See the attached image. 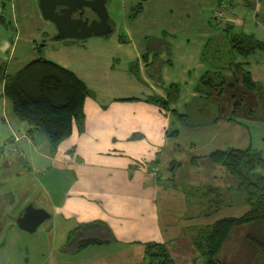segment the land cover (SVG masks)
I'll list each match as a JSON object with an SVG mask.
<instances>
[{
    "label": "crops",
    "instance_id": "obj_1",
    "mask_svg": "<svg viewBox=\"0 0 264 264\" xmlns=\"http://www.w3.org/2000/svg\"><path fill=\"white\" fill-rule=\"evenodd\" d=\"M123 2L125 28L114 39L57 40L54 32L44 33L38 44L21 35L15 0H0V247L26 251L37 242L48 264H161L149 246L169 239L171 225L158 220V200L164 191L167 205L173 195L158 179L162 169L174 171L179 164L166 154L180 135L172 123L190 131L195 149H206L194 163L212 185L213 179L233 180L208 159L212 153L252 148L264 155L258 151L264 145V103L245 87L241 72L214 70L204 59L208 44L224 37L250 36L264 43V0ZM225 5L228 16L219 23L214 15ZM39 58L71 71L92 93L83 120L56 148L16 116L5 94L7 79ZM235 64L264 88V51L248 57L236 53ZM208 73L227 81L221 94L208 97L200 87ZM192 116L194 122L184 124ZM195 196L200 194L176 198L183 203L199 200ZM31 203L51 215L35 237L17 225ZM89 239L102 244L78 252V242ZM135 244L142 245L136 250ZM173 247L179 263L205 264L193 239Z\"/></svg>",
    "mask_w": 264,
    "mask_h": 264
},
{
    "label": "trees",
    "instance_id": "obj_2",
    "mask_svg": "<svg viewBox=\"0 0 264 264\" xmlns=\"http://www.w3.org/2000/svg\"><path fill=\"white\" fill-rule=\"evenodd\" d=\"M56 39L64 40L65 38L58 34ZM256 51H264V43L258 42L253 37L234 36L232 39L224 37L220 41H212L208 44L204 59L214 70L241 72L245 87L256 93L263 103L264 88L254 83L250 74L235 64L236 53L248 57ZM200 87L206 96L211 97L216 93L221 94L228 86L221 74L208 73L203 77ZM172 89H174L172 93L175 94L177 88ZM5 94L12 103L16 116L41 131L53 148L58 147L72 135L74 125L84 118V103L92 95L74 73L44 58L30 62L18 73L10 76L6 82ZM208 159L213 164L224 167L230 176L238 181V186L232 194L233 196L241 194L240 198L249 207V212L242 218L219 221L211 232L199 233L196 245L205 264H225L220 257L235 230L246 226L264 229V188L261 187L264 177L258 172V169H264V157L262 153L248 148L217 151ZM200 191L201 189L196 192L200 193ZM206 191H208L207 195L221 196L212 188L204 189V192ZM222 204L221 200L214 206L211 205V209L208 208L207 212L215 211L218 205L222 206ZM74 238L75 233L70 236L69 241H73ZM255 238L252 234L247 240L260 253H264V247ZM101 244L102 242L94 239L79 241L77 251ZM161 262L167 264L165 254ZM169 264L173 263L169 262Z\"/></svg>",
    "mask_w": 264,
    "mask_h": 264
},
{
    "label": "rangeland",
    "instance_id": "obj_3",
    "mask_svg": "<svg viewBox=\"0 0 264 264\" xmlns=\"http://www.w3.org/2000/svg\"><path fill=\"white\" fill-rule=\"evenodd\" d=\"M107 1V8L110 15V24L114 28V33L110 35V40L115 38V35L119 33V30L121 31L122 29V32H124V23L127 12L124 10L123 0ZM14 6L21 35H26L31 38L33 37L32 40L38 42L39 44L42 42L41 37L44 36V33L57 32L55 26L42 17L39 9V0H15ZM7 12L10 14L9 5L7 6ZM219 13H221V10L217 11V14ZM227 16L228 15L226 14L224 18L225 20L227 19ZM225 20L216 21H218L219 23H223ZM195 109L196 106L194 105L192 106L190 111H194ZM222 113L224 112L222 111ZM193 117L194 116L190 118L187 117L188 120L184 124L189 126L188 123H193ZM213 118L214 117L211 118V121L214 120ZM171 129L177 130L180 135L177 139L174 138L169 143L168 147L166 148V154L168 155V159L172 161L174 160L173 162H178L179 164L176 169H174L173 167L172 170L174 171H170L172 166L168 169L165 168L161 170L160 178L158 180L162 181L164 185H168L166 194L173 195L171 196L173 198H168L169 201L167 200L168 202L166 205V202L164 201V191L160 193V195H163V197L158 200V211L161 213L158 220H160V222L162 220H165L166 223L169 220L168 222L170 223L172 228L170 227V229H166V231L168 232L167 239L169 238L166 243L158 245L157 247H155V245L153 246V248L149 246V250L158 252L161 257V261L163 259V254H165L167 256V264H169V262H172L174 264H181L179 263L181 262L179 260V256L172 250L174 249L173 244L180 245L186 238H191L194 240V243H196L198 241L200 230L203 229L207 230L206 232H211L213 227L219 221L225 219L242 218L249 212V207L246 206L244 204L245 201L243 202V200L240 198V196H242L241 194H238V196H233L232 194L234 193L235 188H237L238 186V181L235 178H233V180H229V182L227 183H224L220 179H213L214 184L212 185V182L211 180H209L207 173H204L202 169H199L198 166L195 165L194 161L196 160H194V157L201 156L204 153L203 151H205L206 149L198 150L200 147H196V149L193 147V137L191 136V134H188L190 131L185 129V126L180 124V122L176 121L172 123ZM241 145L242 144H237L236 146H238L239 148V146ZM187 151L190 153L191 151L193 152L190 154ZM258 151L264 153V145H262L258 149ZM174 164L175 163H173V165ZM206 164L207 162L203 163V168L205 171ZM195 167L197 168L194 170L193 168ZM261 171V174L264 177V169H262ZM3 178L4 177L0 175V182L3 181ZM208 183L209 185L214 186L213 188L212 186H210L208 187V189H214V191H217V193H219L221 196L217 194L213 196L210 194L207 195L208 191L204 192V189H206L205 187L208 185ZM232 187L233 189H231ZM261 187L264 188V183L261 185ZM197 189H201L200 193L195 192ZM195 193L200 194V196H197L199 198V200L197 199V201H194L193 199V201L185 199V202L181 203L176 198L179 194H185L188 197L192 196L194 198ZM221 200L223 203L222 206L218 205L219 207L215 211H210L209 213L207 212L208 208L211 209V205L214 206L215 203H218ZM208 203L210 204L208 205ZM0 206L4 209L3 202L0 203ZM165 211L168 212L167 217ZM234 232L235 233H233L231 238L229 239L226 250L220 257L221 261L225 264H264V253H260L256 249V247L249 243V241L247 240L248 236L250 237L253 234L256 237L255 239L260 242V245L264 247V229H253L250 226H246L243 228H239ZM145 233L148 234L147 226H144L143 229V234ZM25 235H28V237H35L34 234V236L28 233H26ZM171 242L174 243L172 244ZM139 245L142 244H135L136 247H138ZM40 248L41 246H39L37 242L31 244L28 250L22 251L21 249L18 250L19 252L13 250L12 246H10L9 248L0 247V264H48L44 263L45 259L40 258L38 253ZM138 249L139 247L136 248V250ZM10 257H14L15 263L12 262Z\"/></svg>",
    "mask_w": 264,
    "mask_h": 264
},
{
    "label": "water",
    "instance_id": "obj_4",
    "mask_svg": "<svg viewBox=\"0 0 264 264\" xmlns=\"http://www.w3.org/2000/svg\"><path fill=\"white\" fill-rule=\"evenodd\" d=\"M42 17L52 23L58 34L64 38L85 41L91 38H107L114 33L110 24L107 0H39ZM86 11L98 17L90 22L84 20ZM79 13V18H74ZM51 219V215L37 209L33 203L28 205L17 219L20 230L35 234Z\"/></svg>",
    "mask_w": 264,
    "mask_h": 264
},
{
    "label": "built area",
    "instance_id": "obj_5",
    "mask_svg": "<svg viewBox=\"0 0 264 264\" xmlns=\"http://www.w3.org/2000/svg\"><path fill=\"white\" fill-rule=\"evenodd\" d=\"M229 5H225V6H223L222 7V9H221V13H219V14H217V12L215 13V19L216 20H225L224 18H225V16H226V14L228 13V9H229Z\"/></svg>",
    "mask_w": 264,
    "mask_h": 264
},
{
    "label": "flooded vegetation",
    "instance_id": "obj_6",
    "mask_svg": "<svg viewBox=\"0 0 264 264\" xmlns=\"http://www.w3.org/2000/svg\"><path fill=\"white\" fill-rule=\"evenodd\" d=\"M74 18H79V13L76 14V15L74 16ZM87 18L90 20V22H92V21H94V20H98V17H97V16H95V15H91V14H89V12L86 11V14H85V16H84V20L87 19ZM112 27H113V26H112Z\"/></svg>",
    "mask_w": 264,
    "mask_h": 264
}]
</instances>
